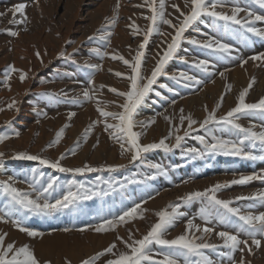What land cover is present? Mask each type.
<instances>
[{
  "label": "rangeland",
  "instance_id": "374dc122",
  "mask_svg": "<svg viewBox=\"0 0 264 264\" xmlns=\"http://www.w3.org/2000/svg\"><path fill=\"white\" fill-rule=\"evenodd\" d=\"M32 1L0 0V13L3 14L0 15V41L13 39L14 36L10 35L11 31H21L30 34L27 30L34 16V8L31 5ZM62 1L64 3L67 0ZM126 2L127 7L125 12L122 13L120 18H117L119 21L105 15L106 19L109 18L110 21L114 20L115 23L100 27L97 31L95 30V35L89 36L93 37L92 40L87 39L89 37L85 38L80 43V49L75 50L76 52L74 51L70 55L72 59L69 56H60L61 58L59 57L60 59L55 60L51 66L36 73L39 77L35 75V77H32L29 90L22 96L18 105L15 104L13 108L9 109L7 108L8 104L0 103V108L4 109L0 111V137H7V139L0 141V153L4 154L0 157V181L9 180L11 177L15 187L31 192L30 185L35 184L39 187L41 183H46L48 179L55 177L57 184L64 186L62 189L64 191L67 190L69 181L83 183L89 188L95 186L98 190L108 191V195L94 196L89 200H80L75 207H70V209L51 216L29 213L26 218H22L24 226L44 233L42 237H29L26 233L19 231L10 221H0V234L7 233L5 246L13 242L16 247L27 244L34 250L35 255L41 261L50 260L51 264H64L65 257H67L72 261V264H79L80 260L94 255L113 242L116 243L114 251H130L117 237H122L123 240L131 242L129 240V232H131L132 238L141 239L147 234L151 225L157 221L158 217L155 213L168 208L169 205L179 204L180 211L184 215L176 219L173 225L167 229L164 233L165 239H174L176 236L184 234L188 220H193L195 224L203 228L205 221L201 218L200 212L207 204V200L196 199L184 202L180 199L181 197L188 192L203 191L218 182L223 184L227 181L238 179L241 175L264 174V160H249L241 156L210 153L205 150L204 144L197 139V137L203 136L209 143L213 142V136L224 139H236L234 134H229L226 130H222L228 126L210 123L201 128L199 123H197L192 128H189L187 120L182 125L180 123L181 109H183L184 116L190 114L194 120L201 122L207 115L205 109L207 108L208 111H211L215 108L217 103L220 102L222 95L224 97L223 102L216 109V116L225 115L232 107H235L239 92L246 88L253 78L255 82L249 89L245 102L255 103L261 97H264V91L255 89L256 82L258 81L255 75L261 71L264 76V62H254L249 59V57L255 54L264 52V38L249 33L247 34V43H245L243 40L238 39L232 31L224 33L222 29L218 30L217 25H223L224 22L216 21L215 18L207 15L202 16L186 30L184 39L181 42L182 45L179 48L180 50L178 49L174 58L165 67L167 75H161L157 78V82L153 85V90L149 92L134 116V131L142 133L139 141L141 144L158 142L161 138L167 137L166 143L172 146L176 143L175 136L180 135L183 137L180 146L170 147V150L167 151L164 149L150 150L147 153H142L141 158L134 162H130L131 153L126 152L123 155L121 154L119 143L110 138L109 133L104 130L105 118L101 117L97 111L96 99L87 100L81 94L86 86L92 89L96 88L94 94L101 101L100 107L110 112L122 111L119 105L124 103V98L111 92L109 89L116 88L121 92L128 91L130 81L125 77L131 74V69L122 61L114 60L111 56H103L102 54L105 51L113 54L119 53L125 59L132 60L138 50V45L143 40L144 33L151 23L145 17L152 14L151 9L145 4V0H126ZM164 2L165 16L167 19H171L173 24L178 23L177 18L182 19L180 15L181 11L184 13L190 11V0L187 7L185 0H164ZM210 2L223 3V7H218L216 10L229 12V14L231 8L238 3L242 8H251L257 14L264 15V8L254 3L253 0H210ZM20 3L26 5L24 10L26 20L24 23H12L13 20L20 21L23 19L20 13H16L13 16L11 11L12 8ZM174 4L178 6L179 10L172 7ZM98 6V4L92 6L91 10H98ZM156 6L159 8V0H156ZM98 11L102 13V10ZM62 12L63 9L60 10V14ZM239 15L243 18L245 13L241 12ZM88 19V17H85L86 21L82 23V27L85 30L89 28L90 22ZM133 22L140 29V33L136 36L132 34L135 29L129 27ZM255 26L264 29V21H256ZM82 27L80 29L77 27L78 35L81 34ZM156 27L160 33H164L165 35L153 32L150 36L149 42L144 49L145 55L142 58L141 75L143 77L151 75V70L155 67L159 54H162V49L166 47V44L163 42L167 41L170 43L171 36L175 34L173 28L161 21H157ZM230 28L232 30L243 31L240 26L234 24H231ZM109 33L111 35L108 36V40L103 39ZM209 37H216L225 43H230L233 46L231 54H222L221 57L213 56L210 54V50L202 48L199 44H192L190 42L192 39L202 42ZM116 38L117 41L114 42ZM97 39H99L98 42ZM73 41L69 44L71 47H75L76 38L74 43ZM94 49H99V53L93 51ZM64 53H67V51H64ZM198 59L211 60L208 71L194 66L193 62ZM241 60H249L248 66L244 70V74L247 76L246 85H236L237 87H235L234 77L229 72L224 75L225 90L219 96H216L218 94H214L212 97L209 94L204 103L206 107L202 103L199 104V102L191 103L190 101L185 102L183 100L191 97V95H197L203 86L213 84L220 77L221 72L226 73V71H230L233 67L241 66ZM94 62L96 65H100L99 69L88 67V65H94ZM102 64H106V67L102 68ZM93 70H95L94 73ZM181 71L195 76L197 80L199 79L200 83L170 78L173 74H178ZM56 72L57 74L59 73V76ZM77 72L78 75L76 76ZM116 72L124 73L125 77L116 76ZM94 75L96 76L94 77ZM99 75H103L102 84H95L93 86L86 84L87 77H94V80ZM78 76L80 77L78 78ZM37 78L41 80L37 82ZM47 81H55L57 83L61 81L64 84L62 85L64 88L61 86L59 87L61 90L58 88L57 90L59 91L55 90L54 93L51 92L54 89L50 87L38 90L37 86H43L48 83ZM70 82L74 85L78 84L77 87L79 88L75 85L76 89ZM143 82L146 81H142L141 83ZM82 83L86 85L84 86ZM127 84L128 87L126 86ZM228 84L232 86L230 91L226 90V85ZM102 85L104 87H101ZM163 85H167V87H163ZM64 93H67V96L63 95ZM72 98H77L78 102H72ZM90 103L91 105L93 104V107ZM174 105L176 108L173 107ZM70 112L75 113L71 118L68 115ZM165 117L169 119H165ZM152 120H154V123L149 124L146 128L142 127V123L148 124ZM94 121L100 122L94 124L91 132L85 138V130ZM107 122L116 123L117 121L109 117L107 118ZM237 122L244 128L252 127L256 131H259L264 126V118H261L259 114L239 116ZM65 125L68 126L65 127ZM62 127H65L62 139L58 144L49 147L48 145L55 140L57 131ZM170 131L173 133L171 136H169ZM186 131L189 133L188 135H185ZM193 148L197 149L199 153H203V155L188 152V149ZM73 150L75 152L74 155L72 154ZM251 151L256 156L264 155V152L258 147L251 149ZM18 153L39 155L52 161H55L63 153L64 158L61 160V164L64 167H82L87 163L96 168L103 165L105 166V170L85 172L83 174L60 172L57 169L40 164L39 161L16 158ZM152 164L161 165L164 171L159 172L155 168H151L150 165ZM108 165H124V167L108 171L106 167ZM103 181H114V189H108ZM121 184L124 185L123 188L120 187ZM72 190H77L76 185L72 186ZM60 191L61 189H57V192H54L53 196L58 195ZM261 191H264V180H252L245 185H228L221 188L216 195L219 199L233 201L231 206L241 208L243 211H249L247 205L254 203V207L250 211L258 214L259 212H264V205L249 200H236L235 197L250 196ZM34 195L35 193H33ZM137 203L141 204V208L144 210L142 212L143 218L138 216L135 219H130L127 223L119 224L115 230L105 233H96L88 230L83 232L78 231V229L85 227L87 224L95 225L99 223L101 217L111 218V216L118 215L126 208L132 207ZM6 204L7 200L5 196L0 193V214L7 212ZM12 218L17 219L21 217L13 216ZM208 226L213 227L216 232L226 230L235 233V229L225 227L216 221L208 223ZM66 227L71 229V231H62ZM193 234L196 236L201 235V233L195 232V230H193ZM240 239H247V236L241 233ZM205 240L217 245L222 244V240L215 235V232L206 236ZM252 247V254H249L247 251L243 253L244 259L250 261L251 264H264V239L261 240V247ZM151 248L152 252L156 254L155 258L157 260L161 259L158 253L167 250L164 246L156 244H153ZM227 252H229V249L221 247L216 251L207 249L205 250V255L209 256L215 264H231L229 257L222 255V253ZM231 255L234 256L238 264L242 254L236 251L231 253ZM111 258L114 257L111 254H107L96 261V264H103V261ZM144 264H152V262L146 261ZM181 264H183L182 261Z\"/></svg>",
  "mask_w": 264,
  "mask_h": 264
},
{
  "label": "snow or ice",
  "instance_id": "6c2138e0",
  "mask_svg": "<svg viewBox=\"0 0 264 264\" xmlns=\"http://www.w3.org/2000/svg\"><path fill=\"white\" fill-rule=\"evenodd\" d=\"M254 3L260 5L264 8V0H253ZM186 7L189 4V0H185ZM148 8L151 9V15L145 17L151 23L149 24L147 31L143 35V40L138 45V50L132 60L125 59L123 55L119 53H109L107 51L103 52V56H111L114 60H120L125 65L131 69V74L125 77L124 73L116 72L115 75L118 77H125L130 81V88L128 91H119L116 88H110L109 90L120 97L124 98V103L120 104L119 107L122 111L110 112L106 111L104 108L100 107L101 101L95 97L94 89L86 87L82 90V96L87 100L96 99L97 111L100 113L101 117H104V130L109 133L110 138L116 140L120 145L121 154L128 152L131 153V161L134 162L141 158L142 153H147L153 149H164L170 150V147L180 146V142L183 139L180 135L175 136V145L170 146L166 143L167 137L161 138L158 142H153L149 144H141L140 136L141 132L134 131L135 121L134 116L143 103L145 98L148 96L149 92L153 90V85L157 82V78L161 75H167L165 72V67L172 60L180 48L181 42L184 39V33L191 27L195 22H197L202 16H210L215 18L216 21H223V25H217L218 30L222 29L224 33H232L240 40L247 43V34L251 33L257 37L264 38V29L257 28L255 26L256 21H264V15L257 14L252 11L251 8L241 7L238 3L231 8L230 14L225 11H217L218 7H223V3L220 2H210V0H190V11L184 13L181 11L180 15L182 19H178L177 24H173L171 19H167L164 12L165 2L164 0H159V8L156 6V0H145ZM26 5L20 3L11 9L13 16L16 13H20L23 19L20 21L13 20L12 23H24L26 16L24 15ZM173 8L178 9L177 5H172ZM116 8H119V0H117ZM245 13L243 18L240 17V13ZM0 15H3L0 13ZM157 21L170 26L175 30V34L171 36V42L168 43L164 41L166 47L162 49V54H159V59L156 61L155 67L151 70V75L149 77H143L141 75L142 68V58L145 55L144 49L149 42L150 36L153 32H157L160 35H165L160 33L159 29L156 27ZM114 24L115 21L113 20ZM238 25L243 31L232 30L230 25ZM130 28L135 29L133 31V36L140 33L139 27L133 22L129 25ZM10 35L18 36L19 33L16 31H11ZM111 33L104 36L103 39L108 40V36ZM92 40L93 37H89ZM192 44H199L202 48L210 50V54L213 56L221 57L222 54H231L233 51V46L230 43H225L221 39L216 37H209L204 41H197L192 39L190 41ZM110 43V41H108ZM99 53V49H94ZM37 57L40 53L36 52ZM61 57L65 56L64 52H60ZM254 62L261 61L264 62V52H260L249 57ZM248 60H241V66L247 64ZM196 68L208 71L211 64L210 59H198L193 62ZM90 68L99 69L100 65H88ZM19 72V79L23 82L27 78V73L22 69H17L14 65H9L8 70L3 78V84L9 87V81L11 79V74ZM225 73L221 72L220 76L224 77ZM173 80H183V81H194L200 83L195 76L189 75L183 71L178 74H173L171 77ZM142 81H146L141 83ZM254 78L249 82L248 86L239 92L237 97V103L235 107H232L225 115L217 117L216 109L221 106L223 102V95L220 97V102L217 103L216 107L211 111L205 109L207 115L203 121L198 122L192 118L189 114L188 116L183 115V109H181L180 123L181 125L187 120L188 127L192 128L193 125L199 123L201 128H204L210 123L223 124L228 126L226 130L229 134H234L236 139H224L221 137L213 136V142L209 143L205 140V137L200 136L197 139L204 144L205 150L210 153H222L224 155L231 156H241L245 159L264 160V155L256 156L253 154L251 149L259 148L264 152V126L261 127L259 131L253 130L252 127L244 128L237 122L239 116H252L259 114L261 118H264V97H261L255 103H246L245 98L249 89L253 86ZM89 86L94 84L93 78L90 76L87 80ZM101 87H104L103 85ZM167 87V85H163ZM231 85H226V90H231ZM171 91V89H169ZM63 95L67 96V93ZM72 102H78L77 98H72ZM15 100L7 105V108L11 109L15 106ZM115 103V102H113ZM175 103V101H173ZM4 109L0 108V111ZM69 118L75 115L74 112H70ZM111 117L116 123H108L107 118ZM165 119H169L165 117ZM100 121H94L85 130V138L91 132L92 127L95 123ZM154 123V120L149 121L148 124L142 123V127L146 128L149 124ZM68 125H65L67 127ZM65 127L59 129L56 133L55 140L52 141L48 146L51 147L54 144H58L62 139L65 131ZM178 131V129H177ZM173 133L169 132V136ZM189 133L186 131L185 135ZM18 135V133H17ZM7 139V137H0V141ZM98 142V141H97ZM127 145V146H126ZM188 152L193 154H200L197 149H188ZM74 155V150L72 151ZM4 154L0 153V157ZM16 158L26 159L32 161H39L42 165H47L50 168L57 169L60 172H71L80 173L85 172H99L104 171L105 166H100L99 168L92 167L85 163L82 167L68 168L61 164V160L64 158L62 153L59 158L55 161L43 158L39 155H30L27 153H18ZM108 171H114L116 168L124 167V165H108L106 166ZM151 168H155L159 172H163V168L159 164L150 165ZM35 171V170H33ZM42 175V174H41ZM99 180V178H97ZM252 180H264V174L253 173L251 175H241L238 179H233L227 181L223 184L216 183L203 191H192L186 193L180 199L184 202H190L196 199L207 200V204L201 209V218L205 221V225L201 228L200 225L195 224L193 220H188L186 224V230L184 234L176 236L174 239H165L164 233L167 229L173 225L174 221L184 213L180 211V205L174 204L169 205L168 208L162 209L155 213L158 217L157 221L151 225L149 231L141 239L132 238L131 232H129V242L128 240H123L122 237H117L121 240L127 249L130 251L116 252V243L113 242L108 247L95 253L94 255L80 260L79 264H96V261L100 260L101 257L111 254V259L103 261V264H144V262H152V264H215L214 261L210 259L209 256L205 255V250L211 249L216 251L217 249L223 247L229 249V252L222 253L226 255L231 260V264H237L235 258L231 253L239 251L242 255L238 264H251L250 261L244 259L243 253L247 251L252 254L253 247H261V240L264 239V212H259L254 214L250 209L254 207V203H249L247 208L249 211H243L241 208L231 206L233 201L219 199L216 193L221 189L231 184L245 185ZM107 185L108 189H114V181H103ZM76 185L77 190L73 191L72 186ZM121 188L124 187L123 184L120 185ZM32 189L31 192L23 191L14 186L12 178L9 180L0 181V193H2L6 200L7 212L0 214V221L11 222L19 231L26 233L29 237H42L44 233L33 230L27 226H24L23 219L26 218L29 213L51 216L56 213L63 212L70 207H75L80 200H89L94 196L108 195V191L98 190L95 186L89 188L83 183H78L76 181H69L67 185V190H62L63 185H58L55 177L47 180L46 183H41L39 187L35 184L30 185ZM57 189H61L58 195L53 196ZM33 193L35 195L33 196ZM151 198V197H149ZM236 200H249L253 202H259L264 205V191L254 193L250 196H237ZM169 208L171 209L169 211ZM144 210L141 208V204H134L132 207H128L118 215H113L111 218L101 217L100 222L93 225L87 224L85 227L78 229V231H94L96 233H105L110 230H115L119 224L127 223L130 219H135L138 216L143 218L142 212ZM13 216L21 217L13 219ZM216 221L217 223L224 225L225 227H230L235 229V233L226 230L216 232L213 227H209L208 223ZM195 232L201 233L200 236L193 234ZM64 232H69L71 229L64 228ZM221 240L222 244L217 245L207 242L205 237L214 233ZM243 233L247 236V239H240V234ZM7 233L0 234V264H51L50 260L41 261L36 255L34 250L27 244L16 247L14 242L8 243L5 246V238ZM259 237V238H258ZM153 244L164 246L167 250L160 251L158 255L161 259L157 260L152 252L151 246ZM64 264H72V261L65 257Z\"/></svg>",
  "mask_w": 264,
  "mask_h": 264
},
{
  "label": "bare ground",
  "instance_id": "6f19581e",
  "mask_svg": "<svg viewBox=\"0 0 264 264\" xmlns=\"http://www.w3.org/2000/svg\"><path fill=\"white\" fill-rule=\"evenodd\" d=\"M97 4L99 5L98 10H100V11L102 10V13H100L98 10H91V7L96 6ZM116 4H117V0H103V1H101V0H67L64 3L62 0H33L31 2V5L34 8L33 9L34 10V13H33L34 16H33L32 21H30L29 28L27 30L28 32H30V34L25 33V32L23 33L20 31V32H18L19 35L14 36L13 39H10V40L5 39V40L0 41V103L9 104L13 100H15V102H16L15 104L18 105L20 103L22 96L27 92V90H29L30 83L32 82V77L37 76L36 73L44 70L48 66H51L52 63L55 62V60L60 59L61 58L59 55L60 52L67 51V53H65V56L70 57V55L73 54V52L75 50L77 51L80 49V43L85 38L93 35L95 30L97 31L98 28H100V27L102 28L106 25L107 26L110 25L112 23V21H110L109 18H111V19L113 18V19H116V21H119L117 18H120L122 13L125 12V9L127 7V5H126L127 2H126V0H119V8L118 9L116 8ZM61 9H63V12L60 14ZM85 13H86V16H85ZM105 15L109 18L106 19L104 17ZM85 17L86 18L88 17L89 18L88 20L90 22L88 25L89 28L86 30L84 27H82L83 26L82 23H84L86 21ZM77 27L79 29L82 27L80 35H78ZM86 27H87V25H86ZM75 38H76V45H75V47L74 46L71 47L69 44H71L73 39L75 41ZM98 40L99 39H97V42H98ZM74 41H73V43H74ZM115 41H117V38L114 39V42ZM83 43H85V42H83ZM68 46H70V47H68ZM108 47H110V46H108ZM9 50H11V51L8 53ZM88 50H90V49H88ZM37 51L40 53L39 57H37V55H36ZM6 52H7V54H5ZM78 53H77V55H78ZM81 56H82V54H81ZM85 57H86V54H85ZM93 57H94V55H93ZM83 64H85V63H83ZM9 65H14L17 69H22L24 72L27 73V78L23 82H21L19 79V75H20L19 72L12 73L11 79L9 81V84L11 86L10 89L8 86L3 84V82H2L6 72L8 70ZM94 65H96L95 62H94ZM247 66H248V64H244L243 66L233 67V69H231L230 71H226L225 74H227L229 72L232 73L231 75L234 77L235 87H237L236 85H244V84L246 85L247 84V82H246L247 76L244 74V70ZM105 67H106V64H102V68H105ZM85 68H87V67H85ZM60 69H62V68H60ZM67 69H68V67H67ZM85 70H87V69H85ZM61 72H62V70H61ZM94 72H95V70H93V73ZM56 74H57V72H56ZM80 74H81V72H80ZM77 75H78V72H77L76 76ZM62 76H63V74H62ZM95 76L96 75H94V77ZM102 76L103 75L97 76L94 79L93 85L102 84L101 83L102 79H103ZM37 77H39V76H37ZM79 77L80 76H78V78ZM89 77H87V78H89ZM255 78H256V80H258L256 82L255 89L259 90V91H264L263 73L261 71L257 72L255 75ZM48 79L50 80V78H48ZM40 80H38V78H37V82H39ZM201 80H203V79L201 78ZM60 82L57 83L55 81L54 82L49 81L47 84H45L43 86H41V85H40V87L37 86V88H38V90H41L44 87L45 88L50 87V88L54 89L53 91H51L54 93L55 90H57L59 87L64 85V84H62L63 82H61V83ZM65 82H67V81H65ZM201 82H203V81H201ZM224 82H225V76L224 77L220 76L219 78L216 79V81L213 84H207L205 86L202 85L203 87H202V89H200V91H198L197 95L196 94L191 95V97L185 98L183 100L185 102L190 101L191 103L199 102V104L202 103L203 106L206 107L204 105V103L208 98L207 96L209 94L212 95V97L214 94L215 95L218 94L216 96L221 95L223 93V91L225 90ZM205 83H206V81H205ZM71 84H73V83H71ZM80 84H81V82H80ZM80 84H79V86H80ZM86 84H87V82H86ZM128 84L126 85L127 87H128ZM73 85H72V87H73ZM75 85L77 87L78 84H75ZM75 85H74V87H75ZM68 87H70V86H68ZM194 87H195V85H194ZM77 88H79V87H77ZM82 89H83V86H82ZM95 89H94V92H95ZM59 90H61V89L59 88ZM59 90H57V91H59ZM189 90H191V89H189ZM78 91H80V90H78ZM77 96H78V94H77ZM177 96H178V94H177ZM181 96H183V95H181ZM79 98H80V96H79ZM207 103H209V102H207ZM90 105H91V103H90ZM175 105L173 107L176 108ZM91 106L93 107V104ZM87 109H88V107H87ZM87 114H88V112H87ZM179 130H180V128H179Z\"/></svg>",
  "mask_w": 264,
  "mask_h": 264
}]
</instances>
